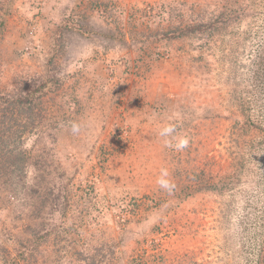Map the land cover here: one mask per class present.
Wrapping results in <instances>:
<instances>
[{
	"label": "rangeland",
	"instance_id": "374dc122",
	"mask_svg": "<svg viewBox=\"0 0 264 264\" xmlns=\"http://www.w3.org/2000/svg\"><path fill=\"white\" fill-rule=\"evenodd\" d=\"M27 91L0 264H264V0H0V92Z\"/></svg>",
	"mask_w": 264,
	"mask_h": 264
},
{
	"label": "trees",
	"instance_id": "16d2710c",
	"mask_svg": "<svg viewBox=\"0 0 264 264\" xmlns=\"http://www.w3.org/2000/svg\"><path fill=\"white\" fill-rule=\"evenodd\" d=\"M213 25L214 24H206V31L211 33H216V31L219 32L220 28H213ZM50 82L51 81L49 79L42 81L39 85V87L41 86L40 90L44 91ZM34 96L35 92L33 91H27L16 98L8 97V95L5 96L4 93L1 94L0 92V105H2V108L0 109V143L4 145L3 147L5 149L9 148L11 144L14 145L16 142L15 140H17L19 137L17 131L12 127V125L9 122H6L7 115H10L11 118H13L12 116L15 115L16 118H13L15 120L25 116L27 119H29V122L33 121L32 109ZM13 149L14 150H7V160L11 166H20L22 163L21 151H16L17 153L15 152L17 149L16 145L13 147Z\"/></svg>",
	"mask_w": 264,
	"mask_h": 264
},
{
	"label": "clouds",
	"instance_id": "9594fccd",
	"mask_svg": "<svg viewBox=\"0 0 264 264\" xmlns=\"http://www.w3.org/2000/svg\"><path fill=\"white\" fill-rule=\"evenodd\" d=\"M69 130L73 135H78L82 131V125L75 121L69 122ZM176 128L172 124H166L162 126L158 135L164 139V146L167 148H172L177 152L183 151L188 148L190 140L187 136H177L175 135ZM156 184L158 187L171 195L174 192L175 184L169 179V172L167 169L162 168L160 171V175L156 179Z\"/></svg>",
	"mask_w": 264,
	"mask_h": 264
}]
</instances>
